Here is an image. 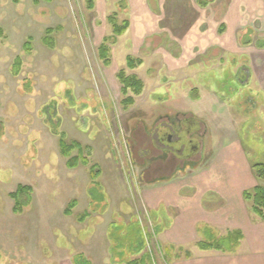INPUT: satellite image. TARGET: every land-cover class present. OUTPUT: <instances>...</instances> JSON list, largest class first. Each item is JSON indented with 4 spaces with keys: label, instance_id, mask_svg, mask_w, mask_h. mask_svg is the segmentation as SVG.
Instances as JSON below:
<instances>
[{
    "label": "rangeland",
    "instance_id": "1",
    "mask_svg": "<svg viewBox=\"0 0 264 264\" xmlns=\"http://www.w3.org/2000/svg\"><path fill=\"white\" fill-rule=\"evenodd\" d=\"M203 1L209 5L201 12L200 8L205 7L198 5L200 0H175L171 6V0H142L149 12L145 9V15L137 16L133 0H129L128 12L121 13L120 19L127 16L134 25L129 26L123 36H119L110 46L111 63L104 65L97 49L103 37L111 31L106 17L117 10V0H96L92 10L86 9L84 0H0V264H42L32 261L35 257L38 259L40 254L41 259H50L47 260L48 264H60L56 263L58 258L53 252L54 248L66 246L71 249L72 245L59 229H52V236L48 240H35V251L29 250L26 245L32 236L23 238L20 235L27 227L37 229L40 235L45 236L47 228L38 230L47 219L43 215L45 207L41 204L48 203L55 207L53 197L62 195L58 188L40 180L42 168L39 159L44 161L50 150L55 152L54 158H61L58 137L52 133L49 123L58 121L67 139L77 141L83 147L90 149L92 144L95 150L90 149L88 157L97 166L103 162L102 159L105 160V156H110L112 150L116 153L117 149L128 170L130 159H133L130 133L135 126L141 129L144 125L150 126L157 114L162 112L166 82L179 76L192 83L197 75V70L192 67L182 69L184 72L177 74L178 70L172 68L177 64L169 60L171 53L168 50H181V61L187 62L196 53L199 44L205 45L208 29L214 30L225 21L223 13L231 0ZM232 1L235 30L231 28V31L234 30L232 32L236 35V51L224 53L222 62L225 66L232 65L234 70L220 68L218 80L215 73L206 70L208 74L205 78L210 81L209 87L232 108L228 113L236 118L233 119L236 123L234 129L247 155L260 162L264 161L263 142L260 133L251 130L259 122V108L253 100L257 102L261 96L250 86L240 84L243 79L241 67L250 58L237 46L248 40L250 42L246 44L250 43V49L255 50L254 44L256 48L264 44V0ZM211 11L215 14L212 25L202 24L195 19L201 13L209 17ZM146 13L151 14L150 20H146ZM168 16L172 20L170 24L166 19ZM166 26L171 32L164 33ZM243 26L245 29L241 31L240 27ZM49 27H57L55 45L51 48L40 41ZM181 29L184 31L180 34ZM200 32L201 43L196 40ZM27 37L32 38L29 53L22 48ZM169 40L173 47L169 46ZM215 50L203 56L208 57L204 59L206 63H212L214 57L223 55L222 51ZM250 54L255 60L264 61V51L255 50ZM128 55L140 58L142 63L134 69L127 68L125 59ZM16 56L21 57V67L15 76L11 73V67ZM186 62H182V65ZM121 69L127 74L136 75L143 83L141 93L133 96L134 103L127 108L121 104V85L116 77ZM187 84H181V87L191 91L193 87ZM129 94L132 95L131 92ZM218 138L208 139L210 142L206 143L203 151L204 159L214 151L218 141L219 145L221 140L228 141L227 138ZM17 184L33 188L32 202L21 214L12 212V200L8 196ZM84 189L90 219H93V213L99 218L106 210L109 215L113 204L104 187L101 185L97 189L95 184L89 183L82 186ZM127 194L133 209H141L142 203L138 205L131 196L130 188ZM62 198L67 200V196ZM118 205L128 207L125 198H121ZM143 224L146 229L154 227L150 219ZM108 232H111L109 252L112 258L125 255L128 249L125 242L114 237L112 228ZM152 237L150 235L149 238ZM149 243L154 260L163 261L167 257V248L161 244L158 236ZM182 253L184 251L179 252Z\"/></svg>",
    "mask_w": 264,
    "mask_h": 264
},
{
    "label": "crops",
    "instance_id": "2",
    "mask_svg": "<svg viewBox=\"0 0 264 264\" xmlns=\"http://www.w3.org/2000/svg\"><path fill=\"white\" fill-rule=\"evenodd\" d=\"M173 1L175 0H171L170 6L174 5ZM201 1L205 2L198 4L200 7H205L200 8L203 12L209 4L207 1ZM133 3L137 16L145 15L146 10L148 11V6L145 5V8L142 0H133ZM127 4L129 7V0ZM232 9L233 1L231 0L223 13L226 17L225 21L214 30L213 28L208 29L209 34L205 36V45L199 44L196 53H193L192 58L187 62L181 61L183 57L181 50L176 52L168 50L171 53L169 60L177 64L172 66L178 70L177 74L192 67L193 70H197V75L192 83L179 76L169 79L166 82L167 85L164 86L166 91L163 95V104H161L163 110L157 115L177 113L191 118L195 121L194 128L190 132L191 138L198 139V143L183 145L184 153L191 150L192 155L177 158V161H187L180 167L176 166V163L166 164L163 159H157L152 164L154 173L149 176L150 181H139L140 197L150 211L158 239L167 248V257L157 264H264V220L252 213L250 202L242 196L244 190H250L258 184L264 186V180H258L251 170V164L257 162L249 158L242 141L238 140L234 129L236 123L233 120L236 118L228 113L232 108L224 99H220L221 96L219 97L214 89L209 87L210 81L205 78L208 74L206 70L215 73L217 80L220 79L218 77L220 68L234 70L232 65L226 64L225 66L222 62L224 53L236 51L234 43L236 35L232 32L235 30ZM213 14L214 12L211 11L208 17L207 14L201 13L195 19L202 24L212 25L215 15ZM146 15V20H150L151 14L146 13ZM166 19L168 24L172 22L169 16ZM132 25L134 23L130 20L129 26L132 27ZM182 27L184 28L183 23ZM167 28V26L163 28L164 33L169 31ZM231 28L234 30L231 31ZM240 28L244 31L245 26ZM183 31L181 29L179 33ZM196 40L202 42L201 32ZM246 42L248 40L237 46L242 48V53L247 52L250 58L249 61L241 64L243 79L240 84L250 86V89H255L261 96L257 102L253 100L259 108V122H256L251 131L260 133L264 150V61L255 60L250 54L255 50L264 51V44L258 45V48L254 44L253 49L255 50H252L250 49L251 44H246ZM171 43L172 41L169 46L173 47ZM215 49L222 51L223 55L214 57L212 63L210 61L206 63L204 59L208 57L203 58V56ZM182 62L186 63L182 65ZM202 79L203 81H200ZM186 83H189L187 85L190 88L195 87L197 92L194 94L198 98L192 99L190 91L181 87V84ZM212 137L227 138L228 141L221 140L220 145L218 141L214 151L204 159L203 151L206 143L210 142L208 139ZM91 145L88 146L94 151ZM198 148L202 149V155L198 152ZM115 151L116 153L112 150L110 156H105V160L102 159L103 162L98 164L100 177L95 182L90 180L88 171L83 165L68 168L62 157L54 158L53 150L49 151L50 154L47 152L44 161L39 159L42 168L40 180L48 182L53 188H58L62 195L53 197L55 207L49 206L48 203L41 204L45 207L43 215L47 219L40 224L42 228L38 230L47 228L49 232H45V236L40 235L37 229L35 231L27 227L20 232L23 238L32 236L26 244L29 250L37 249L35 240L43 238L48 240L52 236L50 231L59 229L72 247L71 249L66 246L54 248L53 252L58 258L56 263L73 264L74 258L81 256L89 264H126L131 258H139L143 254V248L138 251V246L133 252L127 251L125 255L118 258H112L109 252V233L111 232L108 231L110 228L113 229L114 237L120 242H133L134 232L137 233L134 209L123 181L126 167L122 161V155L119 156L117 149ZM119 151L122 153L121 147ZM155 151L158 154L162 153L159 147H156ZM96 161L98 162V159ZM161 166L163 168L157 170V167ZM89 183L95 184L97 189L102 185L110 196L114 209L112 208L109 215L106 210L99 218H96L98 215L93 213V219H90L88 197L85 189L82 190V186ZM63 196H67V200L62 198ZM121 198L126 199L128 207L118 205ZM72 200L75 206L72 209L69 208V211V202ZM234 230L241 232V239L232 250H203L197 246L199 242H213V240L222 239ZM180 251L184 253L179 254ZM40 255L38 259L35 257L32 261L48 264L47 260L50 259H47L48 257L41 259ZM52 260L55 261L53 258Z\"/></svg>",
    "mask_w": 264,
    "mask_h": 264
},
{
    "label": "trees",
    "instance_id": "3",
    "mask_svg": "<svg viewBox=\"0 0 264 264\" xmlns=\"http://www.w3.org/2000/svg\"><path fill=\"white\" fill-rule=\"evenodd\" d=\"M85 7L88 10H92L94 7V0H84ZM118 9L126 8V0H117ZM107 21L111 27V33L103 37L102 42L98 46L97 52L100 61L104 65H109L111 63L110 58V46L114 44L117 40V37L122 35L129 23L126 19L119 20L118 13L116 11L108 15ZM57 30V27H49L44 31V35L40 38L41 43L46 47H53L55 45L54 35ZM2 30L0 28V36ZM30 37H27L22 44L23 51L29 53L32 49V42ZM142 60L138 57L131 55L126 56L125 65L127 68L134 69L136 65H140ZM21 67V57L16 56L12 63L11 73L13 75H18ZM117 79L121 85L120 93L122 95L121 104L123 107L127 108L134 103V95L141 93L143 88L142 80L133 74H127L124 69H121L117 73ZM132 93V95L129 94ZM196 92L195 88L190 91V97L192 99L198 98L194 93ZM56 121V120H55ZM56 125H51V131L58 137V148L59 154L65 159L66 166L68 168L76 167L78 164H83L87 166L89 170L90 180L95 182L98 177V166L96 163L92 162L88 157L89 148L83 147L79 142L74 140H69L66 137L64 131L60 129L59 122H55ZM251 170L255 177L262 181L264 180V162H257L251 164ZM32 189L28 185L18 184L16 189L9 193V197L13 200L12 212L14 214H21L24 211V208L31 201ZM242 196L245 200L250 202V209L252 213L257 216L259 219L264 220V186L258 184L250 190H244ZM75 206L73 200L69 202L68 210L72 209ZM70 208V209H69ZM137 228V233L134 232L133 242H125L128 249L127 251L133 252L138 246V251H140L143 246L142 232L138 223L135 224ZM241 239V232L238 230L230 231L225 237L219 240H213V242H199L197 244L198 248L206 249H228L232 250L238 241ZM130 241V240H129ZM73 264H89L88 261L83 259L81 256H77L72 261ZM149 263V256L143 252L139 258H131L126 262V264H147Z\"/></svg>",
    "mask_w": 264,
    "mask_h": 264
},
{
    "label": "flooded vegetation",
    "instance_id": "4",
    "mask_svg": "<svg viewBox=\"0 0 264 264\" xmlns=\"http://www.w3.org/2000/svg\"><path fill=\"white\" fill-rule=\"evenodd\" d=\"M200 2L202 1L200 0ZM202 3H205V2H202ZM95 4H96V0H94V7H95ZM116 7H117V2H116ZM128 9L129 7H128L127 0H126V8L120 10L117 7L116 12L118 13V18L120 21L123 19H126L130 25V20L129 18H127V16L123 17V19H120V14L121 13L127 14ZM107 17H106V20H107ZM47 110L51 111V109H47ZM52 112H53V109H52ZM50 124L56 125V123L52 121L49 123V126H51ZM194 125H195V121H193L191 118L186 117L184 115L177 114V113L176 114L163 113L161 115H158L155 119H153L152 124L148 127L144 125L143 128L141 129L139 126H135L132 129L133 131L130 133L131 137L129 138L130 140L129 143L131 144V147H132L131 155L133 159H130L132 160L129 163L130 167L128 168V170H126V172L127 171L128 172L127 174L125 173L124 178H123L126 188L127 189L130 188V191L134 193V187H137L139 181L141 182L150 181L149 176L152 173H154V168L152 164L157 159H163L166 164L176 163V166H179V167L181 166L182 163L187 162L186 160L182 162L177 161V158L181 159L182 157H185L187 155L191 157L192 151L187 150L184 153L182 148H183V145L185 144L191 145V143H194V144L198 143V139L194 140L193 138H191L192 134H190V132H192L191 130H193L194 128ZM200 138H202L201 134H200ZM156 147H159L162 150V153L158 154L155 151ZM198 149H199L198 152L201 154L202 149L201 148H198ZM188 162H191V161H188ZM78 165H83V164H78ZM83 166L87 169L88 174H89V170L87 166L85 165ZM162 168L163 166L157 167V170L162 169ZM98 177H100L99 168H98ZM23 185H26V184H23ZM31 189L33 192L32 187ZM9 193H8V196H9ZM32 195L33 194L31 193V201L28 205H30L32 202ZM12 205H13V200H12ZM135 220H136V223L139 224L140 230L142 232L145 254H147L148 256H153V250L150 247L149 241L153 239L154 236L158 235L155 229V225L154 227H151V228L147 227L146 229L144 227L145 225L143 224V222L145 221L139 220L137 217H135ZM150 235L153 237L149 238Z\"/></svg>",
    "mask_w": 264,
    "mask_h": 264
},
{
    "label": "built area",
    "instance_id": "5",
    "mask_svg": "<svg viewBox=\"0 0 264 264\" xmlns=\"http://www.w3.org/2000/svg\"><path fill=\"white\" fill-rule=\"evenodd\" d=\"M144 220L145 221L149 220L148 217H147V215L144 216Z\"/></svg>",
    "mask_w": 264,
    "mask_h": 264
}]
</instances>
